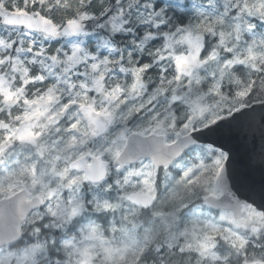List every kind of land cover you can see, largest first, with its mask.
<instances>
[{
	"label": "snow or ice",
	"instance_id": "snow-or-ice-1",
	"mask_svg": "<svg viewBox=\"0 0 264 264\" xmlns=\"http://www.w3.org/2000/svg\"><path fill=\"white\" fill-rule=\"evenodd\" d=\"M0 264H264V0H0Z\"/></svg>",
	"mask_w": 264,
	"mask_h": 264
}]
</instances>
